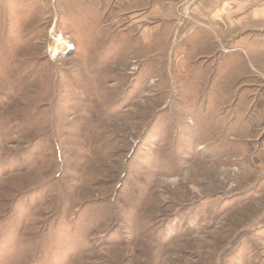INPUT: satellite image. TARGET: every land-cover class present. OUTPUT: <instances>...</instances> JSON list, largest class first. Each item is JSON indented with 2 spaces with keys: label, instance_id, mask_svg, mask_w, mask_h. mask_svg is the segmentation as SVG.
<instances>
[{
  "label": "rangeland",
  "instance_id": "obj_1",
  "mask_svg": "<svg viewBox=\"0 0 264 264\" xmlns=\"http://www.w3.org/2000/svg\"><path fill=\"white\" fill-rule=\"evenodd\" d=\"M206 1L0 0V264H264V0Z\"/></svg>",
  "mask_w": 264,
  "mask_h": 264
},
{
  "label": "crops",
  "instance_id": "obj_2",
  "mask_svg": "<svg viewBox=\"0 0 264 264\" xmlns=\"http://www.w3.org/2000/svg\"><path fill=\"white\" fill-rule=\"evenodd\" d=\"M206 2L203 6L204 10H206L205 18H207V20L212 19V21L215 19L216 16H214L215 15V13H213L214 11H211V10H214L216 8H217V10L223 9L227 6L226 2L222 1L220 3L219 0H215V1L214 0H207ZM237 3L238 2H236V4ZM217 19H219V18H217ZM229 21H230V19H229ZM214 24L217 26V29L223 38H225L226 36H230V35H231L230 37L234 38L235 34H237V32L233 31L236 28L235 22L230 21V23H229L230 25L227 23L229 25L227 32L222 30V27L220 26L222 24H226V22L224 23V21H223V23H221L220 21H214ZM190 39L193 40L192 47L198 48L199 50H197V51H201L202 55L204 53L211 52L210 50H212V48L214 47V40H213L212 36L209 35V33L194 32V33H192V37H190ZM231 47H232V49L227 52V54L225 55L226 57L224 56V58L220 59V60H219V58H220L219 57L217 60L218 65H220L222 67V69H224V73H228V76H229L227 79L228 83L230 81H235L234 80V79H236L235 73H237L239 70L240 58H241L239 55V52L236 51L238 48H240L239 47V41H236L235 45H233Z\"/></svg>",
  "mask_w": 264,
  "mask_h": 264
},
{
  "label": "bare ground",
  "instance_id": "obj_3",
  "mask_svg": "<svg viewBox=\"0 0 264 264\" xmlns=\"http://www.w3.org/2000/svg\"><path fill=\"white\" fill-rule=\"evenodd\" d=\"M56 36V35H55ZM59 37V36H58ZM57 38V37H56ZM61 39V36H60V38H59V40ZM58 40V41H59ZM65 44H66V46L68 47V48H71V44L70 43H67V42H65ZM56 52V51H55ZM63 52V51H62Z\"/></svg>",
  "mask_w": 264,
  "mask_h": 264
}]
</instances>
